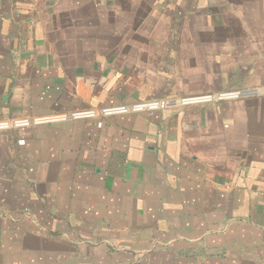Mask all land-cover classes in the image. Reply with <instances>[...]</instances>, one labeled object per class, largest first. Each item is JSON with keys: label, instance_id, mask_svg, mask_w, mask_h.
<instances>
[{"label": "crops", "instance_id": "0c3cea01", "mask_svg": "<svg viewBox=\"0 0 264 264\" xmlns=\"http://www.w3.org/2000/svg\"><path fill=\"white\" fill-rule=\"evenodd\" d=\"M169 1L196 81L157 100L143 0H0V264H264V0Z\"/></svg>", "mask_w": 264, "mask_h": 264}, {"label": "rangeland", "instance_id": "374dc122", "mask_svg": "<svg viewBox=\"0 0 264 264\" xmlns=\"http://www.w3.org/2000/svg\"><path fill=\"white\" fill-rule=\"evenodd\" d=\"M125 1V0H124ZM144 6L140 8L138 17L135 21L139 26V31H133V33H138L134 35L138 38H151L159 41L156 43L155 48L159 49L168 59H175L172 63L159 64L160 70H158L156 75H159V78L153 80L155 83L154 87L158 96L155 99H171V98H181L185 90L189 89L190 86H193L195 79H179L177 76L183 74L184 71L182 68L187 66H192L191 70H194V62H182L181 55L184 53L181 51V55L178 57V46L179 42H182L186 39H193L195 35H199L195 31V21L200 22V16H197L195 19L194 15H183L180 13L179 9L170 4L169 0H143ZM149 5L146 7V5ZM128 10H123L122 22L124 24L123 28L126 26V23L130 22L131 17ZM130 16V17H129ZM206 19H203V24ZM127 28V27H126ZM153 29V30H152ZM132 31L130 29H124L121 31L123 38L128 39L131 37ZM120 34V33H118ZM117 34V36H118ZM209 32L203 31V38L209 37ZM133 36V35H132ZM133 36V37H134ZM164 45V46H163ZM189 59V58H188ZM193 60V58H192ZM212 64H202L203 72L209 73L211 70ZM222 66V65H221ZM218 65L214 64L216 69ZM181 68V71L178 70ZM179 72V74H178ZM199 84V83H198ZM197 84V85H198ZM204 86V84H202ZM188 91V90H187ZM235 92L231 88H223L222 90L216 93H209L203 95H220L224 93ZM196 96V95H188ZM186 96V97H188ZM183 98V97H182ZM218 101V98H210L209 100H204L201 102H212ZM226 99H224L225 101ZM146 102V101H145Z\"/></svg>", "mask_w": 264, "mask_h": 264}, {"label": "built area", "instance_id": "2783aa9c", "mask_svg": "<svg viewBox=\"0 0 264 264\" xmlns=\"http://www.w3.org/2000/svg\"><path fill=\"white\" fill-rule=\"evenodd\" d=\"M201 101H204V100H201ZM199 101V102H201ZM139 103H143V102H139ZM134 104L130 107L128 106H121L123 108H119V107H112V108H101V109H89V110H83V111H76V112H73L70 116L71 117H93V116H97L99 114H104V115H107V114H110V113H113V112H119V111H125V110H128V109H134V110H139L141 108H138V104ZM28 121H20L18 122L17 120L14 121V120H9V121H4V122H1L0 123V128H6V127H9L13 124H22V123H27Z\"/></svg>", "mask_w": 264, "mask_h": 264}]
</instances>
